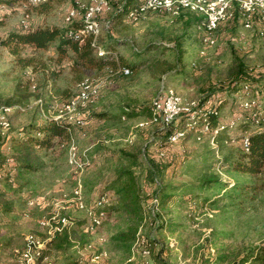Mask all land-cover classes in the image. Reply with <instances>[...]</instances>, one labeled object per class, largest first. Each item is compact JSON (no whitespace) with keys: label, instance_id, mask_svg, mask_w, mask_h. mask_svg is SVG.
<instances>
[{"label":"rangeland","instance_id":"obj_1","mask_svg":"<svg viewBox=\"0 0 264 264\" xmlns=\"http://www.w3.org/2000/svg\"><path fill=\"white\" fill-rule=\"evenodd\" d=\"M117 1L112 0L113 7ZM71 4L72 0H46L35 5L28 4L25 0L0 2V37L11 29H21V19L31 27L45 24L61 25L64 12ZM193 14L195 13L187 12L177 16L164 11H154L133 22L125 21L120 15L112 16L109 29L102 30L96 37L101 45L104 43L112 45L109 47L114 51V54H110L112 65L114 67L123 65L120 60L143 63V65L126 76L113 78L112 85L102 89V92H99L95 99L80 111L85 122L81 126L75 125L77 131L75 142L81 151L90 156L101 148L107 151L142 146L141 150L144 152L142 154L146 159H142L141 171L146 179L148 178L146 163L150 161L153 165H157V173L161 175L165 184L195 181L202 170L199 165L194 166L186 159L198 157V153L210 146L218 147V143H211L208 138L198 142L189 137L178 143L166 145L164 139L160 137L162 132L155 125L147 123L143 127L137 126V121L146 119V116L137 115L133 122L124 124L125 119L102 120L95 117L89 119L88 115L91 110L102 108L113 110L118 104L123 103H149L162 84L171 86L183 95L198 97V93L205 91L204 86L209 79L215 80L216 83H225L230 71L235 68L236 59L240 61L241 69L246 76H249V81L256 84L261 74H264V38L257 34V29L264 28V23L258 19V16L251 17L249 27L242 26V21L237 17L220 23L214 31V44L202 45L195 27L198 17ZM201 48L204 52L199 54L198 50ZM16 57H31V64L20 66ZM191 61H194V64H191ZM65 62L66 58L61 61L56 60L49 48H33L25 44L19 48L18 55L14 56L5 46L0 45V103H16L21 107L8 114L10 127L21 125L30 119H41V111L34 102L37 98L41 99L45 113L58 112V102L75 91L78 81L76 78L78 70L69 71ZM51 69H58L59 73L55 80L51 75ZM104 71L92 69L82 75H96ZM31 83L35 85L33 89L29 88ZM263 92L264 89L261 93ZM262 97L264 99V93ZM48 100L52 101L47 102ZM221 108L220 119L225 121L232 113L237 114L238 117L244 113L233 95L225 97ZM102 134L110 138L106 143L107 146L99 144L98 138ZM76 136H80L79 139H76ZM236 144V140L223 141L219 146L220 149L215 150L214 156L210 157V155L207 160L211 165L213 163L210 169L230 182L237 180L256 183L258 180L255 177L238 171H227L225 166H217V159L221 158L229 148L236 147ZM159 149H164L165 153L176 157L174 169H166L168 161L157 155L156 151ZM62 153L56 151L54 154L53 159H57L58 166L54 167L52 176L62 175L60 167L65 163ZM139 156L141 157L140 154ZM44 157L48 159L47 156ZM114 161L112 156L110 160L104 161L107 162L106 164L102 163L101 166L84 170L80 174L83 181L81 192L86 203L91 201L96 190L103 184L102 180L111 176V165ZM160 167H162L161 171ZM49 175L51 174H45L44 182L45 214H49L50 209L54 211L57 209L58 215L82 217V210L73 208L65 210L61 207L62 200L69 195V190L72 188L71 179L65 178L63 182L65 187H62L60 179L51 181ZM97 180L99 182H96ZM227 201V199H218L215 205L204 203L205 210L201 206L197 209L195 207L197 224L193 226L194 228L182 223L181 215L183 218L186 208L184 204L177 203L178 206L172 209L174 212L170 216H165L166 219H171L173 224L168 226V230L155 231L162 245L160 248L150 247L153 261L156 264H169L178 257L181 264H232L231 262L245 249L261 244L264 238V190L247 192L243 200L238 202L227 204ZM20 204L15 202V205L20 206ZM166 208L170 212V205ZM9 218L8 216L7 221L10 223L7 227L0 228V237L11 238L15 244L20 242L25 232L43 233L34 220L29 221L30 226L26 228V222L20 220V217H15L13 220ZM115 222V219L110 217L99 227L100 232L106 237L114 228ZM71 237L72 240H83L85 235L75 231ZM168 239L174 241V246H168L166 243ZM105 245L106 243L103 244L104 249ZM8 249L9 246L0 247V263H7ZM45 251L49 255L48 264H66L68 261L66 257L71 249L56 251L51 248ZM139 262L140 258L136 251L126 258L120 257L118 253L106 252L103 259V264H139Z\"/></svg>","mask_w":264,"mask_h":264},{"label":"trees","instance_id":"obj_2","mask_svg":"<svg viewBox=\"0 0 264 264\" xmlns=\"http://www.w3.org/2000/svg\"><path fill=\"white\" fill-rule=\"evenodd\" d=\"M0 2H9V0H0ZM128 2H130V0H126L124 7L127 6ZM187 12L188 11H182L177 16ZM114 15L121 16L120 12H116ZM78 24L79 20L73 19L71 22L61 25L45 24L35 25L28 29H11L0 37V45L5 46L9 53L14 56L18 55L19 48L25 44L30 45L33 48L41 49H47L50 47L53 50L52 54L56 57V60L61 61L63 58H66L65 66H67L69 71L73 72L74 70H78L76 76L78 81L83 76H86L82 75V73L87 70H105L106 68H114L111 59L112 55L110 56V54H114V51L109 48L112 47V45H109L108 43L101 45L96 38L94 43H92L91 36L89 35L85 36L82 41L77 42L66 34L68 28L75 27ZM95 44L100 45L103 53H97ZM16 61L20 66H26L31 64L32 58L16 57ZM120 62L125 67L130 68H128L129 72L135 71L138 66L143 65V63H133L124 60H120ZM235 64V68L230 71L225 83H216L215 80L212 79L206 81V85L204 86L205 91L198 93L200 96V102L204 103L206 100H209V108H215L217 110L216 115H207L210 124H216V121L221 117V105L223 104L225 97L227 95H233L234 100L238 102V91L241 84L246 82L249 85L251 94L257 100V110L261 112V115H258L256 121L251 116V111H253L254 108L241 109L244 113L240 115L241 117H238L234 126L219 131L212 137V140L207 136H203L201 140H195L192 137L191 131H187L182 138L174 143L165 142V133H162L160 137L164 139L163 142L166 145H172L190 137L198 142L208 138L211 143H218V145L221 146L223 141H227L231 137L237 140L239 136L244 133L248 139L247 149H242L237 141L236 147L229 148L221 158L217 159V166H225L227 167V171H238L248 174L255 177L258 181L256 183H251L249 181L241 182L237 180H232L230 182L227 179L219 177L216 171H212L210 168L213 167V163L211 165L207 160L214 156L215 150L220 149L217 144L216 146L218 147L210 146L198 153V157L186 159L187 162L194 164V166L199 165L198 167L202 170L196 177L195 181L188 183L178 182L173 184L163 183L161 175L157 173V165H153L150 161L146 163V172L148 174V178L146 179V176H144L141 171V165L143 166L142 159L145 158L142 154L144 153L141 150V148H143L142 146L127 149H109L107 151L103 148L98 149L93 155L89 156L90 163L84 170L92 167L97 168L101 166L102 163L106 164L107 162L104 161L110 160L112 156L115 159L111 165V176L102 180L103 184L96 190L93 198L89 202L91 204L93 200L103 192L108 194L106 203L93 207L95 212H103L100 224L97 227L98 231H100L99 227L103 222L110 217L114 218L116 221L114 228L105 237V249L107 252L118 253L120 257L123 258L129 256L131 253V246L137 236V228L139 224H141V234L143 235H147L151 229L154 231L153 242L155 241L159 246H155L156 244L150 242L152 244L151 246L160 248L162 241L156 237L155 233L157 230H168V226L173 224L171 219H166L165 216H170L173 213L172 209L177 207L178 204H184V207L186 208L183 213V218L181 215L182 223H185L188 227L192 228L193 226L190 222L191 218L196 214V209L200 208V206L202 208L204 203L215 205L218 199H227V204H231L232 202L243 200V197L247 192H255L257 189L264 190V99L263 97L261 98L264 93H261L264 89V75L261 74L260 80H258L256 84H253L249 81V76H246V73L241 69V63L238 59H236ZM50 71L52 77L59 73L58 69H51ZM118 76L123 77L126 76V74L119 72L115 73L110 77V82L102 87L101 90L110 87L112 85V79ZM213 87L215 88L213 89ZM201 88H203V86ZM69 96L61 100H65ZM88 115L102 120H117L119 118L126 119L137 115L147 117L149 115V103H123L118 104L113 110L107 108L91 110ZM121 116H123V118ZM184 123V117H181L171 125L168 130L183 127ZM68 129L73 132L75 138V132L77 131L72 122L66 119L44 118L42 115L41 119H30L17 129L9 127L6 134L3 137H0V146L5 144L10 148V150L5 153L0 150V171L3 172L0 180H2V183L9 182L7 181V172L10 165H13L16 168V177L21 176L22 178L23 173L40 170L44 167L46 168L52 163H57V159L54 160L53 157L56 151L64 153L65 147L61 144L68 139ZM12 130L13 132L16 130L17 132H20V134H9ZM112 139L113 138L111 137V140ZM98 141L100 145L107 146L106 143L110 141V138L105 136V134H102L98 138ZM55 144L58 145L57 149L53 148V145ZM48 149L51 150L46 153ZM44 156H47L48 159ZM159 157L167 159L168 164L165 166L166 169H174L173 165L176 162V157L168 155L167 153H164V155ZM159 170L161 171L162 167H160ZM153 172L156 174L159 181V186L157 187V211L155 213L157 219L156 224L154 223V219H152L153 222L151 224L150 214L145 207L148 200L146 191L153 186ZM79 177L82 185L83 181L81 176ZM71 179L74 185V180L73 178ZM96 182H99V180ZM26 183L27 181L23 180L18 182L17 186L20 188ZM16 190L17 189H14V191ZM6 194L7 193L0 192V201L4 209L9 210L13 199L6 197ZM167 205H170V212L167 211ZM204 208L205 207H203V209ZM65 215L70 219V223L59 231H54L53 234L46 239L43 250L48 254L45 250L52 248L59 251L60 249L70 248L71 252L66 257L68 260L66 264H78L72 246L74 244L73 241L75 240L80 243L87 239V233L82 229L86 222V217L84 214L80 218H73L67 214ZM75 231H80L85 235V238L83 240H72L73 238L71 237V234ZM2 244L3 243L0 242V246H4ZM136 253L139 255V258H141L140 252L136 251ZM151 260L153 261L152 258ZM233 261L231 262L232 264H264V245L261 243L248 247ZM48 263L49 259L47 264Z\"/></svg>","mask_w":264,"mask_h":264},{"label":"built area","instance_id":"obj_3","mask_svg":"<svg viewBox=\"0 0 264 264\" xmlns=\"http://www.w3.org/2000/svg\"><path fill=\"white\" fill-rule=\"evenodd\" d=\"M25 1L28 4L35 5L44 0ZM125 3L126 0H118L113 7L112 0H72V4L64 12L62 24H67L73 19H78L79 24L68 28L66 34L77 42L82 41L85 36L89 35L92 43H94L95 38L102 30L109 29L112 23V16L116 12H120L122 18L130 22L140 20L148 13L154 11H164L171 15H178L182 11L195 13L198 17L195 27L202 45L214 44V31L217 26L222 22L233 19L235 15L240 18L244 27L250 26L253 15H257L258 19L264 23V0H130L127 6L124 7ZM20 23L21 29L31 27L24 19H21ZM257 34L264 38V28H258ZM95 49L98 54L103 53L100 45L95 44ZM203 52L202 48L198 50L199 54ZM191 64H194V61H191ZM117 72L127 74L129 69L119 65L114 68H106L105 72L101 74L83 76L76 83L75 91L67 99L58 102L59 109L54 114L45 113V107L41 105L40 98L35 99V105L40 109L44 118L66 119L74 125L81 126L85 121L81 117L80 111L95 99L101 88L108 84L110 77ZM34 86L31 83L29 88L33 89ZM209 104V100L201 103L200 96H186L176 92L171 86L162 84L149 101V115L146 119L137 121L136 124L139 127H143L147 123L155 125L162 133H165L166 143L176 142L187 131H191L195 140H201L203 136H207L212 140V137L219 131L233 127L238 116L231 115L226 121L218 119L216 124L212 125L207 115H216L217 110L209 108ZM238 106L241 109L254 108L251 111V116L255 121L258 115H261V112L257 110V100L251 94L249 85L246 82L241 84L238 91ZM18 108L21 109L20 105L16 103H0V137H3L10 127L8 114ZM121 117L123 118V116ZM181 117H184V126L168 130ZM129 127L131 128V126ZM130 133L131 131L129 130L128 134L130 135ZM234 140L236 139L231 137L228 141ZM236 141L239 142L242 149H247L248 139L244 133ZM61 145L65 147L66 163L75 177L74 185L70 189L69 195L63 199V204L82 210L86 217V222L82 229L87 233V239L80 243L73 241L72 247L76 260L78 264H103V259L107 252L103 248L105 236L97 230L103 212H95L93 207L106 203L108 194L103 192L93 200V204L86 203L81 192L79 174L89 165V156L84 151L79 150L73 132L70 129H68V139ZM156 152L158 156H162L165 153L163 149H159ZM2 175L3 172L0 171V177ZM152 182V188L146 191L148 200L145 207L150 214L151 224L153 222L152 219H154L156 224L155 213L157 211V187L159 186V181L154 172L152 173ZM26 203L29 206L40 205L42 196L29 197ZM38 223L40 226L45 227V237H40L32 232L26 233L22 246L17 250L16 261L13 264H47L48 254L43 250L46 239L54 231H59L61 228L66 227L70 223V219L66 215H58L57 209L55 211L52 209L49 214L39 217ZM195 225V223H192V226ZM152 240H154L153 230L151 229L147 235H143L141 234V224H139L137 236L131 246V253H134V251L140 252L139 264H156L150 257V242ZM166 243L169 247L174 246L172 239H168ZM261 243L264 245V238ZM153 244H156L155 241ZM209 249L211 250V248ZM169 264H181V261L177 257Z\"/></svg>","mask_w":264,"mask_h":264},{"label":"crops","instance_id":"obj_4","mask_svg":"<svg viewBox=\"0 0 264 264\" xmlns=\"http://www.w3.org/2000/svg\"><path fill=\"white\" fill-rule=\"evenodd\" d=\"M49 49H50V52L53 53L52 48L49 47ZM56 76L53 77L54 80H55ZM100 92H102V90ZM50 101H52V100H48L47 102H50ZM46 109L48 110V108H46ZM136 117H138V116L126 118L123 121V123L127 124L129 122H133L134 118H136ZM89 119H91L90 116H89ZM25 122H27V121H25ZM24 123H22V124H24ZM21 125H16V126L11 127V128L17 129ZM9 134H13V135L17 134L18 135V134H20V132H17L16 130L13 132V130H12V131H10ZM79 137L80 136H76V139H79ZM89 145H92V143L91 144L89 143ZM53 146H54L53 147L54 149H57V147H58L57 144H55ZM0 150L5 153V152H8L10 150V148H8V146L3 144L2 146H0ZM49 150H51V149H48L46 153H48ZM64 162L65 163H63L60 167L62 169V171H61L62 175H56L55 174L54 176H52V175L54 174V167L58 166L57 163H52L51 165L47 166L46 168L44 167L43 169H40V170L31 171L28 173H23L22 178H21V176L16 177V174H15L16 168L13 165L9 166V169L7 172V175H8L7 181H9V182L8 183L7 182L2 183V180H0V192L7 193L6 197L12 198L13 200H12V204H11L9 210L4 209V207L1 205V201H0V228H6L7 225L10 223V221L9 222L7 221L8 216L10 217L9 218L10 220L11 219L13 220V218H15V217H20L19 218L20 220H23L24 223L26 222V224H25L26 228H28L30 226L29 221L34 220L36 222V224L38 225L37 227H39V229L42 230V232H43L42 234L37 233V235L39 234L38 236L45 237V235H46L45 227L40 226L38 223L39 217H41L42 215H45V208H46L45 207V205H46L45 204L46 203L45 192H44L45 191V184H44L45 174H47V173L51 174V175H49L51 181H54V180L57 181L58 179H60L61 180L60 185L62 187H65V183H63V182H65L64 181L65 178H70V179L73 178V180H75L74 174L72 173L71 169L69 168L68 164L66 163L65 151H64ZM23 180H26L27 183L25 185H22L19 188L17 186V184H18V182H21ZM71 181H72V179H71ZM8 184H9V186H8ZM14 189H17V190L14 191ZM35 196L36 197L42 196V203L40 205L29 206L26 203V199L29 197H35ZM15 202L21 203L20 206L15 205ZM89 202L90 201H88L87 203L89 204ZM63 205L64 206L62 208H65V210L72 209V208L75 209L74 207L69 206L68 204H63ZM51 210L52 209H50L49 212ZM78 210H80V209H78ZM42 212H44V213H42ZM173 212H174V210H173ZM192 218H191L190 222L191 223L194 222L195 224H197L196 215H194ZM36 224H34V225H36ZM32 233H34V232H32ZM25 234H26V232L22 235L20 242L18 244L17 243L15 244L14 242H12L11 238L0 237V242L3 243L2 245H4V246H0V247L5 248V247L9 246V249H8V255L9 256H7V259H6L7 263H0V264H13L16 261L17 250L22 246Z\"/></svg>","mask_w":264,"mask_h":264}]
</instances>
